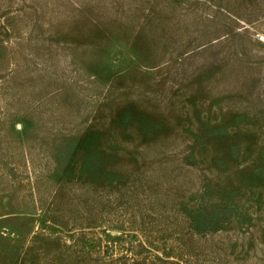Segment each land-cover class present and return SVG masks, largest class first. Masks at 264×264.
Returning <instances> with one entry per match:
<instances>
[{
  "label": "rangeland",
  "instance_id": "rangeland-1",
  "mask_svg": "<svg viewBox=\"0 0 264 264\" xmlns=\"http://www.w3.org/2000/svg\"><path fill=\"white\" fill-rule=\"evenodd\" d=\"M0 264H264V0H0Z\"/></svg>",
  "mask_w": 264,
  "mask_h": 264
},
{
  "label": "trees",
  "instance_id": "trees-1",
  "mask_svg": "<svg viewBox=\"0 0 264 264\" xmlns=\"http://www.w3.org/2000/svg\"><path fill=\"white\" fill-rule=\"evenodd\" d=\"M8 251H9V250H8ZM10 262H11V261H10ZM10 262H9V263H10Z\"/></svg>",
  "mask_w": 264,
  "mask_h": 264
}]
</instances>
